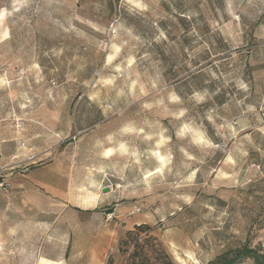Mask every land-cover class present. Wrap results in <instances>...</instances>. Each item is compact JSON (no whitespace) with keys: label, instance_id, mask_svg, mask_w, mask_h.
Wrapping results in <instances>:
<instances>
[{"label":"rangeland","instance_id":"1","mask_svg":"<svg viewBox=\"0 0 264 264\" xmlns=\"http://www.w3.org/2000/svg\"><path fill=\"white\" fill-rule=\"evenodd\" d=\"M66 158L103 202L34 185ZM2 182L0 264L264 251V0H0Z\"/></svg>","mask_w":264,"mask_h":264},{"label":"crops","instance_id":"2","mask_svg":"<svg viewBox=\"0 0 264 264\" xmlns=\"http://www.w3.org/2000/svg\"><path fill=\"white\" fill-rule=\"evenodd\" d=\"M108 148H105V150H107ZM65 160L66 166H63V163L53 162L50 165L36 167L33 170L34 172L41 171L46 175L44 178L35 179L34 185L39 188L45 189L52 196L63 197L69 203L72 201L68 196L72 194V190L75 187H88L89 189H91L90 192L93 195V202L96 204H100L101 202H103L105 200L104 198L106 197L100 199L99 189L102 192V189L105 186L104 182L110 181L109 177H107L108 173H104V178L100 180L102 181V183L100 184V187H98L97 185L99 178L97 173H82L81 170H77V168H75V163L73 161H70L68 158H66ZM104 160H111L107 153L104 157Z\"/></svg>","mask_w":264,"mask_h":264},{"label":"trees","instance_id":"3","mask_svg":"<svg viewBox=\"0 0 264 264\" xmlns=\"http://www.w3.org/2000/svg\"><path fill=\"white\" fill-rule=\"evenodd\" d=\"M129 234L133 235L135 233L130 231ZM150 244V242L141 244L136 240L133 250L129 253L128 264H174L170 257L165 255V253L162 254L159 249H155L154 244ZM155 252L160 253L154 255ZM245 259L252 260L254 264H264V251L260 248L252 247L249 243H243L240 246L220 253L210 260L208 264H238Z\"/></svg>","mask_w":264,"mask_h":264},{"label":"built area","instance_id":"4","mask_svg":"<svg viewBox=\"0 0 264 264\" xmlns=\"http://www.w3.org/2000/svg\"><path fill=\"white\" fill-rule=\"evenodd\" d=\"M1 186L5 189V190H8V187H9V184L8 183H5V182H2L0 183Z\"/></svg>","mask_w":264,"mask_h":264},{"label":"water","instance_id":"5","mask_svg":"<svg viewBox=\"0 0 264 264\" xmlns=\"http://www.w3.org/2000/svg\"><path fill=\"white\" fill-rule=\"evenodd\" d=\"M109 190H110V187L109 186H106V187L103 188V191L104 192H108Z\"/></svg>","mask_w":264,"mask_h":264},{"label":"bare ground","instance_id":"6","mask_svg":"<svg viewBox=\"0 0 264 264\" xmlns=\"http://www.w3.org/2000/svg\"><path fill=\"white\" fill-rule=\"evenodd\" d=\"M108 153H113V150L111 148L108 149ZM49 264V263H48Z\"/></svg>","mask_w":264,"mask_h":264}]
</instances>
